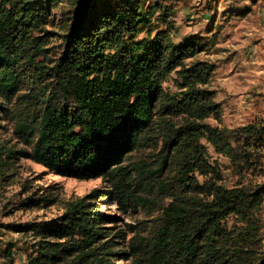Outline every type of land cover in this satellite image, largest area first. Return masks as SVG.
<instances>
[{"label":"trees","instance_id":"1","mask_svg":"<svg viewBox=\"0 0 264 264\" xmlns=\"http://www.w3.org/2000/svg\"><path fill=\"white\" fill-rule=\"evenodd\" d=\"M64 1L54 53L48 26ZM160 2L0 0V132L11 124L25 145L0 138V160L20 155L55 175L103 183L48 221L6 226L37 238L25 264H264L262 188L220 184L202 143L250 168L238 146L264 128L204 123L220 118L205 87L213 65L197 59L206 42L175 43L171 8ZM153 16L165 27L151 35ZM172 73L175 91L164 86ZM105 199L146 218L121 230L100 210Z\"/></svg>","mask_w":264,"mask_h":264},{"label":"rangeland","instance_id":"2","mask_svg":"<svg viewBox=\"0 0 264 264\" xmlns=\"http://www.w3.org/2000/svg\"><path fill=\"white\" fill-rule=\"evenodd\" d=\"M161 1L171 8L168 21L175 43L190 35L202 37L206 46L197 59L213 65V72L205 87L212 91L213 101L218 104L220 118H206L204 123L220 129L239 130L246 125L264 128V0H150ZM70 9L64 1L53 9L48 30L52 31L50 45L59 52L61 37ZM153 16L151 26L163 29L161 19ZM147 28L138 36H147ZM172 73L164 86L175 91ZM1 139L15 150L25 145L15 137L8 124ZM208 162L221 172L220 184L227 187L259 186L264 195V135L242 138L239 146L250 154L248 167L235 165L225 155L218 153L205 139ZM16 159L0 160V264H25L37 241L33 232H22L6 226L48 221L61 214L67 201L85 195L94 187H102L100 179L77 180L50 173L30 158L15 155ZM198 181L202 177L198 175ZM28 199L38 200L35 205ZM100 210L116 217L119 229L127 230L144 220L145 213H124L113 201L105 199ZM153 217V216H152ZM259 234L264 244V199L256 212ZM11 245L10 254L2 251ZM124 264L125 261H117Z\"/></svg>","mask_w":264,"mask_h":264}]
</instances>
